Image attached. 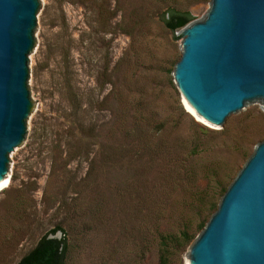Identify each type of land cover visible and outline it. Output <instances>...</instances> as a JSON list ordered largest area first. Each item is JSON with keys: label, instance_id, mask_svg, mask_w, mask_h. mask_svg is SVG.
I'll use <instances>...</instances> for the list:
<instances>
[{"label": "rangeland", "instance_id": "rangeland-1", "mask_svg": "<svg viewBox=\"0 0 264 264\" xmlns=\"http://www.w3.org/2000/svg\"><path fill=\"white\" fill-rule=\"evenodd\" d=\"M170 6L191 11V22L211 7L210 0H40L32 59L39 111L31 143L12 156V179L0 190V264H15L57 224L68 243L64 264H189L190 245L264 140V104L219 130L187 109L173 80L182 28L171 32L160 20ZM57 35L69 47L78 112L60 89V55L48 52ZM57 142L62 158L53 174ZM182 231L192 240L162 245V236Z\"/></svg>", "mask_w": 264, "mask_h": 264}, {"label": "water", "instance_id": "water-1", "mask_svg": "<svg viewBox=\"0 0 264 264\" xmlns=\"http://www.w3.org/2000/svg\"><path fill=\"white\" fill-rule=\"evenodd\" d=\"M210 5L204 20L182 27L173 80L195 113L219 130L264 104V0ZM39 47L40 0H0V190L12 179V156L31 143ZM187 261L264 264V140L221 196Z\"/></svg>", "mask_w": 264, "mask_h": 264}, {"label": "trees", "instance_id": "trees-1", "mask_svg": "<svg viewBox=\"0 0 264 264\" xmlns=\"http://www.w3.org/2000/svg\"><path fill=\"white\" fill-rule=\"evenodd\" d=\"M194 15L191 11L187 9H178L174 6L167 7V9L161 14L160 20L163 25L171 32H174L187 23L191 22L194 19ZM62 22H65L62 20ZM62 28L67 31V27L63 23ZM58 51L60 55L61 63V80H60V89L64 91V94L67 97L68 102H72L75 106V109L80 110V104L78 99V94L73 90L70 77V60H69V47L62 43L61 35H57L52 43L48 46V52L52 54L54 51ZM75 117H77L74 114ZM69 120V113L66 115ZM80 126H82L80 124ZM203 132H208V129L201 127ZM91 133V131L89 132ZM47 136V134H44ZM43 138H46V137ZM62 140H64L65 146L67 149L65 151L66 158L69 159V131L64 132L62 135ZM53 146V145H52ZM200 146V144H199ZM53 150V151H52ZM51 169L54 174L57 168L58 160L61 159V150L59 149L58 142L54 144L51 148ZM75 153V151L73 152ZM66 158L64 161H66ZM65 163V162H64ZM178 166L173 167L171 170L174 176L178 177L177 172ZM177 174V175H175ZM190 180H194V173H189ZM200 228L203 224L200 223ZM57 231H61L62 235L60 238L49 237V234H55ZM162 245L166 242V239L169 241H180L182 244H186L192 240L193 236L188 235L186 231L181 232V236L176 237L175 235H166L162 236ZM68 253V243L66 240V234L61 224H57L55 227L51 228L49 231L45 232L34 244V246L23 254L15 264H64L67 258ZM164 259V257L162 256ZM162 261V260H161Z\"/></svg>", "mask_w": 264, "mask_h": 264}, {"label": "bare ground", "instance_id": "bare-ground-1", "mask_svg": "<svg viewBox=\"0 0 264 264\" xmlns=\"http://www.w3.org/2000/svg\"><path fill=\"white\" fill-rule=\"evenodd\" d=\"M182 98H184V102H185V104H186L187 109H188L189 111H191L193 114H195L199 120H203L200 116H198V115L195 113V111L192 109V107H191L190 104L187 102V100L185 99V97L182 96ZM203 121H205V120H203ZM7 184H8V183H7ZM7 184H6V185H7ZM6 185H5V186H6ZM5 186H4V187H5ZM4 187H3V188H4Z\"/></svg>", "mask_w": 264, "mask_h": 264}]
</instances>
